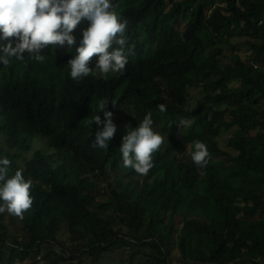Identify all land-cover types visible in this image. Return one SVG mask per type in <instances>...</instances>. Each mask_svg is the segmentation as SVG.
<instances>
[{
	"label": "trees",
	"instance_id": "trees-1",
	"mask_svg": "<svg viewBox=\"0 0 264 264\" xmlns=\"http://www.w3.org/2000/svg\"><path fill=\"white\" fill-rule=\"evenodd\" d=\"M111 2L132 50L123 74L74 81L75 48L57 58L51 46L44 63L0 64V158L12 162L9 177L22 168L33 181L24 218L0 214V264H102L121 249L119 264H264V0ZM192 91L203 94L193 107ZM100 99L117 126L107 151L91 146ZM149 112L168 145L141 176L119 149ZM181 119L190 123L180 130ZM224 128L236 154L219 142ZM196 140L210 153L203 168L191 159Z\"/></svg>",
	"mask_w": 264,
	"mask_h": 264
},
{
	"label": "clouds",
	"instance_id": "clouds-1",
	"mask_svg": "<svg viewBox=\"0 0 264 264\" xmlns=\"http://www.w3.org/2000/svg\"><path fill=\"white\" fill-rule=\"evenodd\" d=\"M85 20L88 27L83 30L77 47L72 33ZM126 28L127 21L111 0H0V40L17 38L15 46L11 41L0 44V64L7 67L13 58L44 63L47 57L42 53L50 46L55 49L67 45L69 50L75 48V56L67 64L72 80L79 82L90 75L123 74L132 51L128 47ZM93 57H98L94 67L90 66ZM116 103V100L111 102L113 107ZM109 104L107 99L98 100L97 110L90 117L92 123L99 126L92 148L107 151L117 132L113 112L108 111ZM157 107L161 113L166 111L163 104ZM153 123L149 112L137 128L127 131L119 149L122 166L141 176L154 167L153 154L164 143V137L153 130ZM189 123L181 119L175 125L181 130ZM190 155L200 168L206 167L210 160L207 145L200 140L192 143ZM11 163L6 157L0 158V214L23 219L33 205V181L25 179L22 168L9 177Z\"/></svg>",
	"mask_w": 264,
	"mask_h": 264
},
{
	"label": "rangeland",
	"instance_id": "rangeland-1",
	"mask_svg": "<svg viewBox=\"0 0 264 264\" xmlns=\"http://www.w3.org/2000/svg\"><path fill=\"white\" fill-rule=\"evenodd\" d=\"M180 1V0H179ZM172 7V5L170 6V8ZM86 29V24L85 21H82L77 28L75 29V33L74 36L76 37V39L80 38L82 36V32L83 30ZM179 29L183 30L184 29V24L181 25L179 27ZM232 42L235 44L236 49L238 51V54L245 60H247L249 54H250V48L247 46V44L245 43V39L241 38L239 36H235L232 38ZM68 46L65 45L63 47H57L54 49L53 51V55L56 56L57 58H62L67 52H68ZM212 47H207L206 48V53H209L211 51ZM232 51V50H229ZM230 52H227V54H229ZM109 75V74H108ZM101 76H107V75H101ZM0 77H1V73H0ZM237 85V83H232L231 86L235 87ZM203 96V94L200 91H192L191 92V106L193 107L196 103L197 100H199L201 97ZM263 104H264V100H263ZM220 108H224L223 106H220ZM218 109V108H217ZM121 114L126 118L128 117L129 114V110L128 109H123V111L121 112ZM1 116H0V121H1ZM153 130L157 133L160 134V132H158L157 126L153 125ZM234 134V130H228V129H223V132L221 134V137L219 138V142L222 146V148H224L225 150L236 154L235 151H233V149L229 148L228 146V139L231 135ZM161 136L164 137V143L162 144V146L166 147L167 144V138L166 136L160 134ZM5 141V137L0 136V142L3 143ZM33 152V151H32ZM32 152L27 154L28 157H31ZM60 158L62 160H64L66 163H68L69 165H71L74 169L79 170L81 172H86V170L81 166V164L74 158L71 157H64V156H60ZM8 223H11L10 220H7ZM179 227V226H178ZM9 228L11 229L12 227L9 225ZM13 235V234H12ZM10 235V236H12ZM45 248H43V253ZM173 253H172V257L175 259L180 258V253L178 252L177 249V242L175 240L173 247H172ZM126 256V252L124 250H118L115 253L110 254V256L104 260V262L102 264H119V262L121 261V259H123ZM39 260V259H38ZM177 262V261H176ZM26 264V263H24ZM41 264H46V263H41Z\"/></svg>",
	"mask_w": 264,
	"mask_h": 264
}]
</instances>
